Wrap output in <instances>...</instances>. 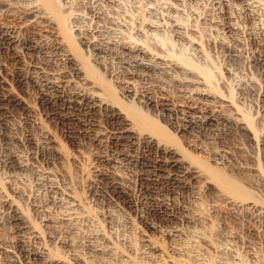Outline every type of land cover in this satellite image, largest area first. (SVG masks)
Segmentation results:
<instances>
[{"label":"bare ground","instance_id":"obj_1","mask_svg":"<svg viewBox=\"0 0 264 264\" xmlns=\"http://www.w3.org/2000/svg\"><path fill=\"white\" fill-rule=\"evenodd\" d=\"M57 1L3 0L7 12L18 16L33 35L24 40L0 27V57L8 54L18 64L16 73L9 76L7 63L0 60V151L6 153L4 169L9 174L32 170L37 187L49 195L48 200L68 209L64 218L69 223L73 219L84 222L101 218L113 223L116 209L140 210L142 221L171 238V251L183 253L191 264H246L248 258L254 264H264V173L256 164L255 153L244 145V140L258 145L261 137L258 140L256 117H249L242 107L247 103L256 108L264 128L262 10L253 0H234L238 3L233 8L242 9L244 17L226 12L224 4L201 16L200 0L193 1V7L190 4L191 32L198 38L208 34L209 45L218 44L230 62L226 76L217 81L204 46L188 33L189 28L175 23L185 0L168 4L149 0L150 22L145 25L122 16L120 0H105L111 14L94 1L73 0L64 5L66 11ZM117 17L122 19L117 21ZM162 21H175L171 32L175 46L164 43ZM146 33L154 38L147 41ZM248 46L255 48L252 63L257 74L237 80L239 98L234 101L219 91L217 83L236 81ZM183 47L192 48L195 57L185 55ZM15 81L22 91L36 93L39 103L47 104L53 114L40 119L37 103L19 95ZM140 81L148 82L151 88L136 104L138 95L131 99L132 89ZM113 82L123 85L120 96ZM151 90L161 94L156 101L165 106L173 94L180 100L184 126L177 133L199 155L182 150L178 136L144 112V108L157 105ZM142 103L145 105L139 106ZM11 111L25 117L21 119ZM52 117L76 128L71 144L80 160L86 155L92 158L90 167L77 161L73 172L67 166L68 154L56 135ZM213 124L226 130L217 128L205 137L193 133ZM235 136L241 140L234 143ZM9 176L7 173L0 178V227L18 228L27 217L7 192ZM143 182L150 187L149 195L139 188ZM80 185L85 192L79 195ZM93 201L99 205L95 213L90 212L91 205L87 206ZM77 210L83 211H78L83 216L76 215ZM153 212L159 214V224L149 220ZM13 213L15 216L10 217ZM35 231L39 240L42 234ZM9 247L4 252L10 259L20 252L29 253L25 248ZM87 251L93 253L90 246ZM50 253L45 247L31 255L38 257L40 264L88 262L86 253L76 254L69 261Z\"/></svg>","mask_w":264,"mask_h":264},{"label":"rangeland","instance_id":"obj_2","mask_svg":"<svg viewBox=\"0 0 264 264\" xmlns=\"http://www.w3.org/2000/svg\"><path fill=\"white\" fill-rule=\"evenodd\" d=\"M75 1H78V0H75ZM75 1H73V0H71V1H69V0H58L57 2L64 7L65 4L68 5L69 3H72ZM89 1L92 3L94 1V4L97 3L96 6H98L100 9H102L107 14L110 13L111 10L108 7V4H106L105 0H89ZM145 1H146V3H145ZM148 1L149 0H122V1L120 0V3H119L120 11H119V13L122 14V16L125 15L126 16L125 18H127L128 20L129 19L130 20L132 19V21L138 20L137 21L138 23L143 22V24L145 25V23L150 22V18L148 17V15H149V11L151 10L150 9L151 6L149 8V6H148L149 4H147ZM158 1H160V3H161V0H158ZM185 1H186L185 2L186 4H184L181 7V10H182L181 16L182 17L180 16V17H178V19L176 18V22L175 21L174 22L175 23L179 22L177 24H180V25L182 24L185 28H187V29L189 28L190 30L188 29L189 30L188 33L194 35L193 32H191L192 31L191 30V22L189 20L188 13L190 12L189 11L190 8H192L194 6L193 1L195 2V0H185ZM0 2H1V0H0ZM163 2L167 3V4L170 2L173 3L172 0H162V3ZM253 2H254V5L257 8H259L260 10H262V12L264 13V0H255V1L253 0ZM199 3L200 4H199L198 9H199V14H201V16L206 15L208 13H211L212 11L213 12L216 11V9H219V7L223 6V4H224V5H226L225 6L226 12L234 14L237 17L238 16L240 17V15H241V17H244L242 9L240 11V8H239V10H237L236 8H233L234 4L238 3V1L235 2L234 0H200ZM227 3H228V5H231L233 3L232 4L233 6L231 5V7L230 6L228 7ZM153 4L158 5L159 3H153ZM190 4L192 5V7L190 6ZM163 5L164 4H161V6H163ZM145 6H147V7H145ZM5 10H6V8H4L3 0H2V2L0 3V27L5 28V29L15 33L17 36L21 37V39H24V40L31 39L33 36L32 31L28 30L27 27H24V25H25L24 22H22L21 20H18L19 19L18 16L12 15L9 12H7V10L6 11ZM64 10L66 11L65 7H64ZM67 11H68V9H67ZM203 12H204V14H203ZM145 17H146V19H145ZM147 18H149V19H147ZM120 19H122V18L117 17V21H120ZM164 21H162V23L168 22V21L167 22H164ZM174 22L170 21L167 23V25L161 23V26L164 25L162 27V29L164 28V30H165L163 41L165 44L167 42L168 46H172V45L175 46V43L173 42V38H172V34H171L173 26L175 25ZM45 35L47 37L49 36L51 38L50 33H47ZM146 36H148V37H146L147 41H150L151 39L154 38V35L152 36V34H151V36H150L149 33H146ZM204 37L203 38L200 37V38H202L201 40L197 36H195L194 38L196 39V41L198 40L197 42H201L202 47L204 46L203 50L206 53L205 55H207L206 58L209 59L207 61L208 65H211L210 67H212V70L215 73V75L217 77V81H218L221 78H224L226 76V67H228L230 62H228L229 61L228 58L226 57V55H224L225 53L223 52L221 47L218 46V44L217 45L216 44L209 45L208 39H207L208 34L204 35ZM126 39H127V37H126ZM177 47L180 48L179 46H177ZM183 48L184 49L182 50V52H184L185 55H187V56L193 55L194 56V54H193L194 52L192 51V48H190V47H183ZM254 51H255V48H253V47L251 48V46L247 47V51H246V58L247 59L245 58V60H244L245 64H243V66H242L243 68H241L239 70L240 73L238 72V74H236V81H233L231 84L227 85L225 83H220V81L222 80L221 79L217 83L218 87H219V91H222L221 93L227 97L228 96L232 97V99H234V101H237L239 98V94L237 93V91L235 89L238 81L245 79V77L251 78L252 75H254V73L257 74V72H256L257 69L254 66V64L252 63V57L255 54ZM10 57L11 56L8 54H4L2 57H0V60L2 62L4 61L3 63H5V64L7 63L6 65L5 64L4 65L6 66V74L9 76H11L13 72L16 73V69L18 67V64L14 60H12V58H10ZM218 59H219V61H218ZM115 66H116L115 64L111 65L112 68H115ZM107 75H109V74H107ZM221 75H222V77H221ZM108 77L109 76H107V78ZM237 78H239V79H237ZM223 81H224V79H223ZM113 83H112V86L115 87L118 95L120 96L121 94H123V89H124L123 85L116 84L115 82H113ZM14 86H15L14 88L17 89V90L15 89V90L17 91V93L19 95L25 97L26 100H28V101L30 100V102L37 103V105H38V117L40 116L39 117L40 119L45 120V118L48 114L49 115L53 114V110L50 107H48L47 104H44L42 102L39 103V101L37 100L36 93L31 92L30 90H26V89H24L22 91L18 87L17 81H15ZM150 88L151 87H150L148 82L144 83V81H140V82L135 83L133 85L132 91H134V92H133V95H131V96H133L131 99H134V95L137 94L138 96L135 98V101H137L136 104H138V102H139L138 100H142V101L144 100V98L142 99L140 97L141 94H143V93L145 94L146 92H148L150 90ZM151 91H153L152 97L156 101L157 98H159V96H161V94L156 90H151ZM153 94L155 96H153ZM155 104H157V105H151V106H148V108H144L143 109L144 112L147 113L153 119H155V120L158 119L157 121H160L163 125H165L167 127V129H169V131H171L174 135H177L178 137L176 139L179 140V142L177 141V143H179L178 145H180L179 147L182 148V150H184L190 154L199 155L196 150L190 149L189 146L184 142V138L182 137V135L177 133V131L181 127L184 126L183 125L184 122L182 121V114L180 111L181 108L179 107L180 100L175 96V94L170 96V104L168 102L169 105L165 106L164 104H161L160 102H157ZM143 105H145V104L142 103L139 106H143ZM249 106L250 105L249 104L247 105V103L244 104L242 106L243 112H245L251 118L255 119V117H256V119L254 120V123L256 126L255 125L254 126L258 130L257 131L258 137H259L258 140L260 139V137H261V140L259 141L260 143L258 142V145H256L255 142H249L248 140L247 141L244 140L245 144H244V142H243V144L246 145L245 147H246L247 151H249L251 153H255L254 156L256 158V160H255L256 164L259 166V169L262 170V173H264V149H263L264 147L262 145V140L264 139V130H263L264 128L262 126V121L260 124V119H257V114H256L257 109L254 108L253 106H250V107ZM145 107H147V106H145ZM11 112L13 114L19 115V117H21V119H23L25 117V114H22L19 112L14 113V111H11ZM52 123L56 127V133H57L56 135H57L62 147L64 148L65 152L68 154L69 160H68L67 166L70 169L73 168V170L71 169V171H73V172L75 171V165H76L75 163H77V161H81L82 165L85 164L84 165L85 167H87V163H88V167H90V165L92 164V158H89L88 157L89 155H86L84 157L86 159L80 160L79 155L77 154V152L75 151V149L73 148V146L71 144L70 138L74 137V131H76L75 130L76 128L74 126H71L70 124H62L60 122L59 118H57V117H52ZM205 127H202L200 129H195V131L193 130V133H195V135H197V136H199L198 133L199 134L201 133L200 135L202 137H205L207 135H211L213 133L212 131H215V129H217V128L220 130H223V131L226 130L225 127L223 128V126L217 127L216 124H213L212 126H205ZM199 130H201V131H199ZM235 139L236 140L234 143L241 140L238 136L237 137L235 136ZM80 140L81 139L79 138L78 142H81ZM251 143H254V144H251ZM238 155H240V156H238ZM5 156H6L5 151H0V178L2 179L5 176H7V173H8V176L10 175L8 178V184H6L4 182L6 185L5 187L8 186L6 188L8 190L7 191L8 194L13 199H15L17 206L20 208V210H23L27 219L25 222L26 225L23 223H18L19 224L18 228H15V226H14V228H12L13 227L12 225H5L3 227H0V264H13V263L16 264V263H20L23 259L24 260L21 262L23 264H40L41 262L38 263L40 261V259L38 257H36L35 255H31V253L33 251L34 252L41 251L45 247L48 248L49 251L52 252V253H50V255L54 253L52 256L55 255L54 257H56V258L60 257L66 261L67 260L69 261L76 254H82V255L83 254L85 255V253L87 254L88 251L86 252V250H87L88 246H90V249L93 251V253L90 252V254H87L88 256L85 255L86 262L88 261L87 264H90V263L91 264H191L190 260L188 262L189 258L186 257L183 253L181 254V252L178 253L175 251H171L172 250L171 249V247H172V239L171 238L163 235L161 232L153 231L151 228H149L144 223V221H142V219L140 218L142 211H140V210L137 211L134 209H130V210H124V211L120 210L119 211L118 209H116L113 213V216L115 219V222H113L114 224L112 222L109 223L108 220L105 218H101L102 220L99 219L101 221L100 224H99V220H95V219L94 220L89 219L92 223L88 219H85L84 222H82L83 220H81V219H79L80 221L78 219L77 220L75 219L76 221L73 219V220H70V223L67 222L69 220H66L64 217L66 216L65 213L68 212V209L66 207H65L66 208L65 209L64 207H62V205H59V204L54 205V203H53L54 201L51 202L48 200L49 195H45L44 192H41L39 190V188L37 187L35 177H34L35 176L34 172L32 170H28V171L22 172V173H13L12 172L13 174L12 173L9 174V172L4 169L3 161L5 160ZM199 157H201V158H203V160H205L204 156H199ZM236 157L238 159H240V158L242 159L243 156L239 153H236ZM243 160H245V159L243 158ZM5 172H7V173H5ZM4 174H6V175L4 176ZM12 175H14V176L12 177ZM9 179H10V181H9ZM139 185H140L139 186L140 190H143V192H145L148 195L150 194V192L148 191V190H150V187L147 183L143 182V183H140ZM81 187L82 186L80 185L78 190L82 191L84 189V188L81 189ZM81 191H77V192H80L79 195L85 192L84 190H83V192H81ZM93 203H95V204H93ZM87 206L88 207L90 206V209H91L90 212L92 211L93 213H95L96 209H97V211L99 210V205H98V203H96V201L90 202V204L88 203ZM87 209H89V208H87ZM78 211L79 210H77V212L76 213L74 212V213L77 215ZM80 212L84 213L83 211H79V213ZM79 213H78V215L83 216L82 214H79ZM11 216H15V214L13 213L12 215H10V217ZM105 220L107 222H105ZM149 220L155 221V223L159 224L160 223L159 214L153 212L149 216ZM95 221H96V223H94ZM30 227L31 228L33 227V228L31 229ZM97 227H99V228H97ZM89 228H91V229H89ZM34 229L38 230L37 232H39V230H40L39 233H40V235L42 234V236H41V238H39V240L35 237L36 231ZM100 230L102 231L101 232L102 234H100ZM91 231L94 232V234ZM33 232H34V234H33ZM91 234H93L94 237H91L92 236ZM97 234H99V235H97ZM104 234H106V235H104ZM109 238H112V239H109ZM147 241H149V242H147ZM89 243H92V244H89ZM7 247L12 248V249L16 248V247H20V249L25 248L29 253L23 254L20 252V254L18 253L19 255L17 254L14 256V257L17 256L15 259L14 258L10 259V257H7L6 253L4 252V249H6ZM146 247H147V249H146ZM50 249H52V250H50ZM258 249L261 250V247L258 246ZM98 250H100V251H98ZM263 250H264V248H263ZM94 252H96V254ZM21 255H22V257H21ZM182 255H183V257H182ZM18 256H20V257H18ZM82 257H84V256H82ZM20 258H21V260H20ZM249 259L250 258H248L246 260V264H254V262L249 260ZM11 260H12V262H11Z\"/></svg>","mask_w":264,"mask_h":264}]
</instances>
